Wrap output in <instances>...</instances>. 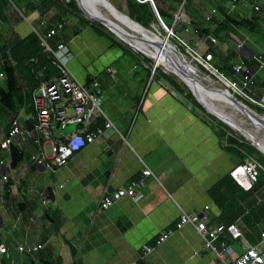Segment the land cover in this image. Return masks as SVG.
I'll list each match as a JSON object with an SVG mask.
<instances>
[{
  "label": "crops",
  "instance_id": "obj_1",
  "mask_svg": "<svg viewBox=\"0 0 264 264\" xmlns=\"http://www.w3.org/2000/svg\"><path fill=\"white\" fill-rule=\"evenodd\" d=\"M174 2L180 6L179 0ZM256 2L192 0L184 20V31L190 28L188 34L193 38L188 43L199 50L209 47L216 54L214 60L225 52L227 56L234 52L238 59H254L239 50L237 44L244 43L257 53L253 34L264 36V12H253L251 6ZM157 4L164 20L176 32L183 18L176 25L174 20L171 23L164 0H157ZM41 6L29 20L26 17L29 24L24 22L29 27L34 24L31 26L36 33L35 24L45 31L65 23L56 44L64 42L70 47L74 54L73 73L100 96L105 113L91 128L105 130L108 121L114 128L107 130V137L98 138L54 171L33 161L40 150L32 139L15 146L24 157L17 168H12L8 180L0 183V245L11 251L10 257H0V264H226L243 253L245 242L233 240L229 234L214 243L213 251L206 248L195 226L187 225L177 231L176 224L184 212L205 215L209 230L236 223L249 246L260 245L264 249V230L249 237L255 223L247 218L259 203H264V181L250 187L252 195L247 200H240L237 195L219 206L212 196L215 186L238 166L228 150V139L233 137L229 130L177 91L163 73L154 76L152 64L146 63L143 56L114 38L111 42L100 36L94 26L69 15L62 5L59 9ZM213 10L217 12L212 15ZM209 15L212 18L207 21ZM226 17L245 21L249 27L241 30L229 26L227 38L218 36L216 33L226 28ZM161 20L164 22L162 17ZM12 27L16 39L12 38L10 26L0 19V58L5 65L10 58L4 46H11L26 33L22 21ZM208 36H215L218 44L208 42L201 46L200 41ZM252 71L255 80L256 72ZM42 75L39 77L44 78ZM94 82L99 83L97 88L92 86ZM0 86H5L4 80ZM18 86L23 90L24 101L17 113L6 110L0 114V142L15 118L26 131H32L36 124L31 93L38 86L31 88L22 76H18ZM249 94L262 99L264 86ZM59 106L69 115L74 113L66 99ZM53 132L54 136L59 133L57 129ZM50 147L46 145L48 152ZM146 168L155 177L145 176ZM133 181L142 185V198L134 201L124 197L109 210L101 208L107 194L126 189ZM230 185L239 194L236 184ZM45 191L51 194L48 205H43L40 196ZM169 230L175 233L158 245L160 236ZM26 243L28 249L37 245L42 248L34 253L20 252L18 246ZM145 247H152L153 252L145 254Z\"/></svg>",
  "mask_w": 264,
  "mask_h": 264
},
{
  "label": "built area",
  "instance_id": "obj_2",
  "mask_svg": "<svg viewBox=\"0 0 264 264\" xmlns=\"http://www.w3.org/2000/svg\"><path fill=\"white\" fill-rule=\"evenodd\" d=\"M138 1L140 3H149L155 12H158L153 0ZM232 1L235 4L244 2L250 3V0ZM251 7L255 13L260 14L264 12V0H258V2L252 3ZM216 12V10H213L212 15ZM157 14L161 20L159 13ZM212 15H209L206 18L207 21L211 20ZM180 19V14H176L174 17V24L176 25L180 22ZM64 28L65 23L61 22L57 24L56 27L48 29L46 34H41L37 30L42 46L54 59V66L58 75L49 81H42L41 84L31 93L36 113V124L33 130H23L18 118H15L11 122L10 130L5 139L0 142V183L2 184L8 180L9 173L12 171V146H22L25 140L32 139L34 144L38 145L40 150L38 154L33 157V161L38 165L45 167L47 170L54 171L55 168L65 165L81 150L94 144L98 138L107 137V130L114 128V124L111 121H108L105 125V130L102 128H97L94 131L92 130L91 126L96 122L97 118L99 116H105L101 106V98L100 96L93 94L88 86L82 83L73 73L71 65L74 60V54L70 47L64 42L57 43L55 47L50 45V40L57 37ZM185 32L191 33L190 28H186ZM170 37L177 39L194 61L200 63L213 74L221 75L234 94L242 93L247 99L255 102L259 107L264 109V97L258 100L251 94L245 92L250 85L254 84L255 73L251 69L246 66L242 68L237 67L236 73L239 74L241 78L239 82L234 81L220 73V71L212 64L214 61V54L210 52L209 47L206 46L202 50H199V48L177 36L173 30L171 31ZM208 42H210L211 45H217L218 39L215 36H208L205 40L200 41V45L203 46L204 44H208ZM238 48L239 50L246 52L248 56H252V51L249 50L244 43H238ZM252 58L259 60L262 63V67H264L262 56H258V54L255 53ZM4 67L5 61L0 58V81L5 80L6 77ZM156 69L157 68H153V75L155 74ZM42 74V77H44V73ZM92 86L97 88L99 83L94 82ZM64 99L68 100V103L73 107L74 113L72 115H69L66 112V109H62L59 106ZM75 124H83V128L65 134L67 127ZM53 127L59 131L57 136H54ZM41 138L45 141L42 142ZM46 145H51L50 152L47 151ZM4 153L7 154L6 157H4ZM262 171H264V167L259 160L250 157L245 160V163L235 166L230 175L240 187L248 190L251 186L258 183ZM143 174L145 176H154L153 172L148 168L144 170ZM141 186L142 185L139 182L133 181L129 184L128 188L107 194L101 202V208L103 210H109L124 197H129L134 201H138L142 198V192L140 191ZM40 196L43 205H48L50 203L51 194L49 192L45 191ZM0 201H3V191L1 188ZM206 209H208V207H206ZM187 225L195 226L199 235L204 239L206 248L213 251H216L214 243L225 234H229L233 240L244 241L245 246L243 248V253L234 262L226 264H264V249L261 248L260 245L249 246L245 240L244 234L236 223L220 225L214 230H209L206 225L205 215L184 212L176 224V230H182ZM174 233L175 230H169L163 233L158 239L157 244L161 245L166 242ZM262 239L264 241V233L262 234ZM41 248V245H37L28 249L27 243L18 246L20 252L30 251L31 253L37 252ZM152 252V247L144 248L145 254H150ZM2 256H11L10 248L3 244L0 245V257Z\"/></svg>",
  "mask_w": 264,
  "mask_h": 264
},
{
  "label": "trees",
  "instance_id": "obj_3",
  "mask_svg": "<svg viewBox=\"0 0 264 264\" xmlns=\"http://www.w3.org/2000/svg\"><path fill=\"white\" fill-rule=\"evenodd\" d=\"M12 1L16 4L17 8L24 13L25 17H28L30 14L36 12L39 9V6L34 0ZM154 1L157 5L160 16L164 20L163 14L158 7L157 0ZM43 4H50L49 6L57 7L58 9L61 8V5H64L66 13H68L69 15L77 16L81 22L94 26L100 36H106L111 42H114L113 37L104 29L102 25L96 24L95 22L86 19L82 15L81 10L79 9L75 0H70L66 4H62L56 0H43L40 5ZM113 5L118 10L122 11V9L120 7H117L114 3ZM126 5L129 16L145 28L149 29L152 23H157L155 14L149 3H140L138 0H126ZM225 19L226 20H224L223 22L226 27L225 30L223 31L221 29L216 33L218 36H222L223 38H227L228 32L226 31V29L229 26L241 30H246V28L249 27V23L245 21L229 19L227 17ZM164 22L166 25H168L165 20ZM22 23L26 32L25 36L19 37V39L17 41H14L11 46H4V52L8 53L10 62L7 63L6 60V65L4 67V72L6 74L4 80L5 86H0V114H2L3 111L6 110L11 111L12 113H17L19 108L23 104L24 94L23 90L18 86V76H22L23 78H25L26 81H28V84L33 89L36 88L47 77H49V79H53L57 76V70L54 66V59L52 55L45 51V48L42 46V42L37 33L33 31L24 21ZM48 29L50 28L48 27L44 31V34H46ZM205 33L206 32H204V34ZM155 34L159 36L158 33ZM175 34L177 35L176 32ZM56 42H58L57 37L50 40V45L55 47ZM215 56L216 54L214 55V57ZM227 58L228 60L235 59L236 54L234 52H229ZM146 63L151 64L149 60H146ZM217 69L220 71V73L224 74V69H222V67ZM40 73H44L45 77L40 78ZM157 74H160L159 68L156 69L154 76H156ZM166 80L181 94H185L186 98L193 102L195 106L200 108L199 103L196 101L192 93L186 91L187 87H181L180 85L176 84L172 78L167 77ZM86 83L89 84L90 82L86 81ZM235 96L239 100L244 101V103L247 104L250 108L264 113V109L243 100L238 95ZM232 135L233 137H230L228 139V150L237 164L241 165L245 163V160L250 157H257L261 165L264 167V155H262L256 148L247 143L245 139L239 140V138L235 137L234 134ZM23 157V153L17 147L12 146L11 158L13 169L19 166V164L23 160ZM262 180L264 181V171L261 172L258 183ZM230 182L236 184L237 188H239L240 190L239 194L234 193L232 187H230ZM219 193L221 194V197H218ZM237 195L240 200H247L252 195V190L249 188L247 191L243 192L242 188L230 177V175L226 176L217 186H215L212 193L213 198L219 206H222L228 201V199H231L232 197ZM39 264L52 263L41 262Z\"/></svg>",
  "mask_w": 264,
  "mask_h": 264
},
{
  "label": "bare ground",
  "instance_id": "obj_4",
  "mask_svg": "<svg viewBox=\"0 0 264 264\" xmlns=\"http://www.w3.org/2000/svg\"><path fill=\"white\" fill-rule=\"evenodd\" d=\"M84 9L95 13L96 16L86 14L88 17L107 25L109 29L118 35L119 39L126 41L134 50L154 59L159 67H163L168 73L177 75L181 82L191 87L197 98L210 113L245 136L249 142L264 152V126L257 120V118H260L264 121V117L259 116L254 110L249 111L247 109L248 111H246L233 108L228 100L217 92L218 88L223 87H218L211 76L202 75L201 69L197 66L190 64L191 66L189 67L191 69L186 68L177 59L173 49L161 41L163 39L161 35L158 36L151 31H146L129 21L126 17L120 14H111L105 8L101 7V9L97 8L94 10L84 5ZM168 43L171 44L170 41ZM188 73L196 76L199 81L192 79Z\"/></svg>",
  "mask_w": 264,
  "mask_h": 264
},
{
  "label": "rangeland",
  "instance_id": "obj_5",
  "mask_svg": "<svg viewBox=\"0 0 264 264\" xmlns=\"http://www.w3.org/2000/svg\"><path fill=\"white\" fill-rule=\"evenodd\" d=\"M36 2V4L38 6H40V4L42 3L43 0H34ZM59 1L62 4H66L67 1L66 0H56ZM112 3H114L117 7H120L122 9V11H126L127 7H126V0H111ZM190 2H192V0H179L180 6H177V4L174 2V0H164V5H165V9L167 11L168 14H170V22L172 23L174 20V16L176 13L180 12V16L181 18H183V21H181L178 26L175 28L176 33L184 38V40L186 42L191 41L192 39L189 37V34L187 32L184 31V20L187 17V11H189L190 9ZM2 4V6H1ZM232 4V3H231ZM46 5H50V4H43L41 7ZM64 6V5H62ZM0 19L2 22H6L9 26H10V30L12 33V38L16 39V35L15 32L13 30L12 26H16L19 22H23L24 21V13L19 10L16 6V4L12 1V0H0ZM65 8V7H64ZM49 10H51V8H48ZM54 9H56V7H54ZM180 10V11H179ZM87 14L91 15H95V13H91L88 9H86L85 11ZM82 13V11H81ZM33 14H30L27 18L29 20V18L32 16ZM82 15L84 16V14L82 13ZM96 16V15H95ZM85 17V16H84ZM86 18V17H85ZM87 19V18H86ZM165 21L167 22V20L165 19ZM32 23V21L30 22ZM96 24H100L95 22ZM186 23V22H185ZM28 24V23H27ZM34 26V24H31ZM102 25V24H100ZM103 26V25H102ZM35 27L37 30L40 31V33H43L44 31H42L43 29L39 27L38 24H35ZM34 27V28H35ZM104 27V26H103ZM157 29L162 33L163 37H166L167 34L163 31V29L161 27H159L158 25H156ZM32 29V27H31ZM104 29L115 39L117 40L119 43H121L123 46L125 45L126 48H128L129 50H131L132 52L143 56L145 58V60H149L151 62V64H153V60L145 57L143 54H141L138 51H135L134 49H132L131 47H129L127 44H125L123 41H121L120 39H118L116 36H114L107 28L104 27ZM149 30L154 31L151 26L149 28ZM63 32V31H62ZM59 33V35H61V33ZM156 33V32H155ZM157 35V34H156ZM254 37V41L256 42L255 48L254 50L257 52L258 56H262L263 60H264V36L263 35H259V34H253ZM196 40H198V37H195ZM170 43L173 44L174 46H176L178 48L179 51H181L183 54L186 55V58L188 60V62L190 61V63L194 66H197L199 69H201V74L204 76H211L214 80H217L216 85L218 87H223L225 88V84L218 80V78L216 77L215 74H213L211 71H209L208 69H206L205 67H203L200 63L194 61V59L188 55V53L186 52V49L183 48V46L179 43V41L173 37H170L169 39ZM12 42V41H11ZM238 46V44H237ZM191 58V59H190ZM196 62V63H195ZM243 62L252 70H254L256 72V78L254 80V84L250 85V87H248L246 89V93H251V91L253 89H263L264 86V67H262V63L259 60L256 59H246V57H242L240 59H238L237 57L235 59H230L228 60L227 58V53L225 52L224 55H220V57H218L215 61H213V65L217 68L222 67V69H224V74L232 79V80H236L239 82L240 80V75L236 74V68L237 67H244L245 64H243ZM159 70L161 73L165 74L166 77L168 78H172L175 83H178L181 87L185 88L187 86H185L184 83H182L180 81L179 78H177L175 75L168 73L163 67H159ZM187 92H190V90L187 88L186 89ZM240 96L243 100L248 101L250 103H252L255 106H258L255 102L247 99L245 97V95H243L242 93L239 94H235ZM242 101V100H240ZM244 102V101H242ZM200 105V104H199ZM259 107V106H258ZM200 108L202 109L201 105ZM250 108V107H249ZM261 108V107H260ZM204 109V108H203ZM252 109V108H251ZM254 110V109H252ZM205 111V109H204ZM259 116L264 117V113L254 110ZM210 117L215 120L218 123H222L221 121H219L218 119H216L214 116ZM222 125L227 128L232 134H234L235 137L239 138V140L241 139H245L239 132L233 130L232 128H230L229 126L225 125L224 123H222ZM55 130V128L53 127V131ZM246 141V140H245ZM247 142V141H246ZM248 143V142H247ZM262 154V153H261ZM263 155V154H262ZM257 158V157H254ZM248 220L251 222V224L255 223L252 227V232L249 234V237H253L255 235H260L261 231L264 230V203H259V206L257 208V210L252 213L250 216L247 217ZM254 220V221H253ZM252 226V225H251ZM254 229V230H253Z\"/></svg>",
  "mask_w": 264,
  "mask_h": 264
},
{
  "label": "water",
  "instance_id": "obj_6",
  "mask_svg": "<svg viewBox=\"0 0 264 264\" xmlns=\"http://www.w3.org/2000/svg\"><path fill=\"white\" fill-rule=\"evenodd\" d=\"M66 1L69 2L70 0H66ZM75 1H76L77 5H78L79 9L82 11V13L84 14V16H85L88 20L102 24L105 28H107V29H108V30H109L114 36H116L117 38H118V35H116L111 29H109V28L107 27V25H105V24L102 23L101 21L98 22V21H96V19H93V18L88 17V15H87L86 12H85L84 5H87L89 8L94 9V10L97 9V8H100V9H101V7H102V8H105V9H107L109 12H111V14H114V13H115V14H120L121 16L126 17L129 21H131V22L134 23L135 25L139 26L140 28H142V29H144V30H146V31H151V30L145 28L144 26H142L141 24H139L138 22L134 21V20L129 16V14H128L127 11H120V10H118V9L113 5V3L111 2V0H75ZM144 1H149V0H144ZM151 7H152V6H151ZM152 9H153V8H152ZM153 12H154V14H155V17H156V20H157V24H158V26L161 27V28L163 29V31L167 34V36H166V37H163V36H162V33L157 29V27H156L155 25H152L151 28H152L154 31H151V32H153V33H154V32H157L159 35H161V36L163 37V39H161V41L164 42L165 45H168L169 47H171V48L173 49V51L175 52V54H176V56H177V59H178L179 61H181V62L183 63V65H185L186 68L191 69V68L189 67V66H191V65H190L191 63L187 61L186 55L183 54L181 51H179L178 48H177L176 46H174L173 44H169V43H168V42H169V39H170V36H171V31L173 30V27H172L171 25H165V24L159 19V16H158V14H157V13H159V12H155L154 9H153ZM24 21H25L26 23L29 24V21L27 20L26 17H24ZM30 27H32V26L30 25ZM32 29H33V27H32ZM118 39H119V38H118ZM120 40H121V39H120ZM121 41H123V40H121ZM123 42H124L125 44H127L129 47H131V48L133 49V47H132L131 45H129L126 41H123ZM172 49H171V50H172ZM254 54H255V52L252 50V56H251V58L254 56ZM143 55H144V54H143ZM144 56L147 57L146 55H144ZM147 58H149V57H147ZM149 59H151V58H149ZM151 60H153V64H152L153 68H158V67H159L158 63H156V61H155L154 59H151ZM188 75H189L192 79H194V80H196V81H199V79H198L196 76H194L193 74L188 73ZM215 75H216V74H215ZM175 76L178 77L177 75H175ZM216 77L218 78V80L222 81V82L225 84V88H218V89H217V92H219V94H221L222 97H224L225 99H227L228 102L232 105L233 108H235V109H239V110H246V111H248V110H249V111L252 110L251 108H249V106H248L247 104H245L244 102L240 101V100L235 96L234 92L230 90L228 83L224 80V78H223L221 75H216ZM178 78H179V77H178ZM45 80H46V81H49V77H47ZM215 81L217 82V80H215ZM182 83H183V82H182ZM184 84H185V86H187V88L190 90V92L192 93V95L194 96V98L196 99V101H197V102H198V103H199V104L205 109V111H206L207 113H209L210 115L214 116L216 119H218L219 121H221L222 123H224L225 125H227L224 121H222L221 119H219L217 116H215L214 114L210 113V112L208 111V109L203 105V103L197 98L196 94H195L194 91L191 89V87H190L188 84H186V83H184ZM203 87H204V86H203ZM247 109H248V110H247ZM257 120H258V122H259L260 124H263V126H264V121H262L260 118H259V119L257 118ZM227 126H229V125H227ZM229 127H230V126H229ZM82 128H83V124L70 125V126L67 127V129H66V131H65V134H68V133H71V132H75V131H77V130H79V129H82ZM230 128H232V127H230ZM232 129H233V128H232ZM233 130H234V129H233ZM242 136H243V135H242ZM243 137L245 138V140H246L251 146H253L254 148H256L260 153H262V154L264 155V152H263L262 150H260L259 148L255 147L254 144H252L251 142H249L248 139H247L245 136H243Z\"/></svg>",
  "mask_w": 264,
  "mask_h": 264
}]
</instances>
